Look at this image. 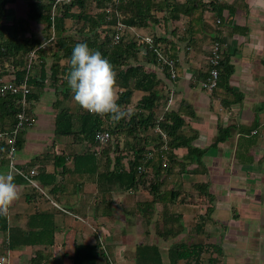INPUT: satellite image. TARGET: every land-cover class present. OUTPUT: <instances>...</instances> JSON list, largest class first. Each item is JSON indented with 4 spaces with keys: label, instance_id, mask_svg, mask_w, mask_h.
Instances as JSON below:
<instances>
[{
    "label": "crops",
    "instance_id": "obj_1",
    "mask_svg": "<svg viewBox=\"0 0 264 264\" xmlns=\"http://www.w3.org/2000/svg\"><path fill=\"white\" fill-rule=\"evenodd\" d=\"M204 1L233 5L235 12L225 8L219 15L211 6L204 16L208 35L204 42L185 37L188 15L172 18L160 13L163 18L153 27L156 32H164L162 36L168 38L170 47L171 43L177 44V78L172 79L162 67L148 61L163 91L160 90L158 113L180 112L186 120L182 133L193 138L194 146L206 148L199 157L190 156L187 147L174 149L176 158L187 161L188 166H177L172 174L162 177L163 189L174 186L187 199L157 202L152 212L145 213L144 207L153 200L149 183L122 189L105 178L107 162L111 160L112 170L115 156L105 154L97 141L91 143L80 136L58 139L55 119L59 109L54 103L61 95L48 83L35 102L42 101L47 91L55 98L52 116L44 118L39 127L49 134L33 138L29 130L35 124L24 128L20 133L23 147L15 153L17 168L27 173L38 171V186L0 157V173H10L20 192L6 216L7 229H0V264H22L26 258H30V264H72L77 244L97 241L115 264H140V245L157 246V254L162 257L159 264H264V247L261 249L258 243L261 238L264 241V5L257 0ZM26 10V0L9 3L2 22L12 24ZM217 19L221 21L219 25ZM215 23L219 27L210 31ZM216 35L234 65L229 79L231 90L220 85L209 91L201 86L209 70L206 48ZM57 61L68 62L65 58H48V78L52 63ZM36 67L33 74L40 73V66ZM12 72L9 63L0 61V79H13ZM73 97L74 94L63 105L80 115L83 108ZM35 102L32 113L36 121ZM220 128L227 129L228 136L213 146ZM84 153L93 154L95 166L89 160L78 164L75 156ZM56 155L65 156V169L59 166L55 171L56 163L60 164ZM41 171L45 174L41 175ZM54 172L55 181L46 183L48 174ZM196 183L209 185L206 196ZM255 225L259 228L253 233ZM131 227L137 229L139 239L129 243L125 237ZM29 231L32 235L28 238ZM178 247L191 251V257L173 262ZM205 252H211L210 263L204 259Z\"/></svg>",
    "mask_w": 264,
    "mask_h": 264
},
{
    "label": "trees",
    "instance_id": "obj_2",
    "mask_svg": "<svg viewBox=\"0 0 264 264\" xmlns=\"http://www.w3.org/2000/svg\"><path fill=\"white\" fill-rule=\"evenodd\" d=\"M55 1L26 0L27 10L24 16L15 19L12 24H4L2 18L6 14L7 4L15 3L17 0H0V61L9 63L15 81L21 82L24 79L28 55L36 51L34 65L40 66V73L31 74L29 77L31 112L34 102L41 98L49 83V87L54 88L56 93L61 95L54 103L59 109L55 119V133L59 136H80L94 143L98 131L108 130L112 135V141L103 148V151L109 157L110 154L115 156L116 165L110 170L111 160L107 162L105 178L126 190L139 184L149 183L153 200L147 207L144 205L145 213L152 212L153 205L157 202L185 201L187 196H181V192L177 191L176 187L162 188V177L164 174H172L177 166H181L182 169L188 166L187 161L176 158L174 149L187 147L190 156L199 157L205 153L206 148L194 146L193 138L182 133L186 120L180 112L165 111L163 118L159 119L160 114L157 110L161 106L162 98L159 89L160 79L156 72L138 62L140 53L143 52L147 60L152 63L157 65L161 63L153 49L142 42L141 37L137 35L138 32L134 30L144 31L151 28L160 20L159 18L165 16L179 18L181 14H186L189 20L184 31L185 37L192 41L204 42L208 36L204 16L211 6L219 15L225 8H229L230 12L234 13L235 6L216 2L208 3L204 0H185L182 3L175 0H69L58 3L54 11ZM160 13H163V17ZM69 20L71 25L68 27ZM119 22L126 27L122 30L118 29ZM53 25L55 37L51 39ZM41 32L44 33L43 36ZM117 34H119L118 40L115 39ZM153 37L156 43H164L166 53L177 59L176 43H171L170 47L167 43L168 38L154 35ZM216 38L220 43L222 42L219 35ZM46 40L48 42L45 47H40ZM79 42H86L93 50H99L110 61L117 73L116 87L119 97L117 102L127 113L118 122L113 121L110 115L101 117L85 109L78 115L68 106L63 105V102L70 99L73 94L65 80V75L69 71L72 50ZM50 57L65 58L68 62L64 64L58 61L53 62L50 68L51 75L48 78L46 65ZM210 65L209 61V67ZM219 68V86L222 85L231 90L229 79L234 72V65L231 63L230 55L223 51ZM163 70L170 76L165 66ZM136 91L143 94L134 107L130 108ZM18 112L19 106L15 96H0V130L12 131L16 126ZM156 125H160L168 135L166 148H163L162 137L154 132ZM228 133L227 129L220 128L219 136L213 146L225 141ZM20 135L17 137V150L22 148L24 143ZM9 151L7 140L1 139L0 157L4 162L9 161ZM164 156L167 166L163 165ZM55 158L60 161V164L56 163L55 171L59 166L65 169V156L56 155ZM75 158L78 164L82 163V160H89L94 166L96 164L91 153H84ZM140 167H142L141 170ZM40 174L45 173L41 171ZM48 175L50 179L46 183L54 182L56 173ZM196 187L206 192L209 185L198 183ZM207 194V192L204 193L205 196ZM0 229H7L6 216H0ZM31 232L27 233L28 238L32 235ZM175 252V256H172L173 262L192 255L191 251H182L181 247H178ZM152 253L156 254V258L151 256ZM157 253V246L140 245L137 258L140 264H151L156 259L158 261L156 264H159L162 257ZM194 259L196 263H199V253ZM103 261L109 264V259L105 251L101 249L100 242L75 246L72 256L73 264H99Z\"/></svg>",
    "mask_w": 264,
    "mask_h": 264
},
{
    "label": "clouds",
    "instance_id": "obj_3",
    "mask_svg": "<svg viewBox=\"0 0 264 264\" xmlns=\"http://www.w3.org/2000/svg\"><path fill=\"white\" fill-rule=\"evenodd\" d=\"M257 2L264 5V0ZM69 66L65 80L74 94L75 102L83 109L101 117L110 115L115 122L127 115L117 102V73L99 50H93L86 42L77 43L72 50ZM19 197L13 176L0 173V216H7L11 205Z\"/></svg>",
    "mask_w": 264,
    "mask_h": 264
},
{
    "label": "built area",
    "instance_id": "obj_4",
    "mask_svg": "<svg viewBox=\"0 0 264 264\" xmlns=\"http://www.w3.org/2000/svg\"><path fill=\"white\" fill-rule=\"evenodd\" d=\"M63 1H69V0H56L53 6L54 11L57 4ZM54 11L52 17L53 20H54ZM125 27L126 26L123 23L119 22L118 29L122 30ZM137 35L141 37L142 42L147 43L149 47L153 49L160 63L168 69L170 73V77L172 79H176L177 78L176 69L178 63L177 59H174L170 54L166 53L163 47L164 45L162 46L160 43H156L153 37L141 36L139 33H137ZM54 37H55V29L53 25L51 28V39H53ZM115 39L116 40L119 39V34L116 35ZM45 42L42 45L44 44L46 45L48 40H46ZM42 45L40 47H45ZM222 51L223 49L220 41H215L213 43L209 55V61L211 65L208 70V75L206 78H204L201 81V86L206 90L213 91L219 86V79H220L219 65L222 58ZM35 60H36V51H32L28 55L27 72L24 79L21 82H17L14 79H9V80L0 79V96L1 97H6L8 95L15 96L17 98V103L19 106V112L17 113L16 116L17 122L15 128L9 132L0 130V140L6 139L9 144V148H10L9 161L11 168H13L15 171L20 173L31 184L38 186L35 180V176L38 174L37 170L33 169L30 173H27L24 170L17 168L15 164L17 137L24 128L31 127L35 123V118L30 110V100H29V94L31 93V85L29 83V77L31 76V74H33ZM164 112L160 113L159 119L163 118ZM154 132L162 137V139L164 140L163 148H166L168 143L167 133L160 127V125L155 126ZM96 141L98 142L101 148H104L112 141V135L108 130H100L97 132ZM164 160L165 161L163 165L167 166V161L165 156H164ZM141 169L142 167H140V170ZM2 260L7 261V258L3 257Z\"/></svg>",
    "mask_w": 264,
    "mask_h": 264
},
{
    "label": "rangeland",
    "instance_id": "obj_5",
    "mask_svg": "<svg viewBox=\"0 0 264 264\" xmlns=\"http://www.w3.org/2000/svg\"><path fill=\"white\" fill-rule=\"evenodd\" d=\"M93 9H95V8H93ZM95 11H96V9H95ZM162 16V15H161ZM217 22H218V25L220 24V20H218L217 19ZM171 24V23H170ZM67 25H68V27L71 25V21L69 20L68 21V23H67ZM216 23L214 24V26L215 27H210V31H212V30H214V31H216V29L219 27ZM209 26H211V25H209ZM156 27V26H155ZM168 27H169V25H168ZM41 28H42V26H41ZM134 30V29H133ZM168 29L167 28H165V35L166 34H168L166 31H167ZM47 31V30H46ZM50 31V30H49ZM158 31H159V34H158ZM157 32L154 30V27L152 26L151 28H147V29H145L144 31H137V30H134V32H138L141 36H151V37H153V35L154 36H162V35H164V32L162 33L160 30H158ZM218 33V32H217ZM42 35H44V33H41ZM217 35L215 36V37H212V38H210V40H209V46H208V48H206V50L208 51V54L210 55V52H211V48H212V46H213V43L215 42V41H218V40H216L217 38ZM154 38V37H153ZM162 46L164 45V43H160ZM221 44H222V42H221ZM164 47V46H163ZM164 50H165V48H164ZM148 61L149 60H147V57L146 56H144L143 55V52H141L140 53V57H139V60H138V62H140V63H142V65H144L145 67H147V69H149V70H151L150 68L152 67L151 65H149L148 64ZM135 63H137V62H135ZM160 67H162L163 65L161 64V65H159ZM164 67V66H163ZM162 67V68H163ZM168 70V69H167ZM169 72V71H168ZM162 86V85H161ZM159 87H160V85H159ZM161 90V89H160ZM161 92H163L162 90H161ZM143 94V92H140V91H136L135 92V96H134V100H133V104H131V106H130V108H133L134 107V105H135V103H136V101L138 100V98H140L141 97V95ZM50 99H52L51 100V102L49 101ZM55 98H53L52 97V95H51V92H46L45 93V95H44V97H43V99H42V101H38V102H35V113H36V121H35V126L32 128V129H30L29 130V132H31L32 133V136H33V138H39V137H46L47 136V134H49V132L48 131H43L42 129H39V127L43 124V119L44 118H48V117H51L52 115V113H51V110H52V108H51V105L53 104V100H54ZM57 100V99H56ZM50 104V105H49ZM49 105V106H48ZM159 112H160V110H159ZM52 119H53V117H52ZM58 137V139L59 140H61V139H65V138H67V137H65V136H57ZM196 184H198V183H196ZM131 218H129L128 219V221L130 220ZM132 229H128V231H127V237H125V239H127L126 241L127 242H129V243H131L132 241H135L136 239H139V236H138V234H137V229H135L134 227H131ZM257 228H259L258 227V225H255V226H253V228H252V232L253 233H255V231L257 230ZM253 236L255 237V236H257V237H262L261 236V234H256V235H254L253 234ZM252 243H253V241H252ZM258 243L261 245V249H263V247H264V241H263V239L261 238V240H259L258 241ZM1 251H3V250H1L0 249V252ZM204 252V251H203ZM206 253V252H205ZM211 253V252H210ZM210 253H206L205 254V261H207L208 260V257L210 256ZM107 255V254H106ZM108 256V255H107ZM109 257V256H108ZM262 257V256H261ZM109 258H111V257H109ZM111 260H112V258H111ZM110 259H109V264H115L114 263V261L112 262V263H110V261H111ZM261 260H264V259H261ZM30 258H26L25 260H23L22 261V264H24V263H26L27 262V264H30ZM208 262L210 263V261L208 260ZM72 264H73V262H72ZM221 264V263H220Z\"/></svg>",
    "mask_w": 264,
    "mask_h": 264
}]
</instances>
